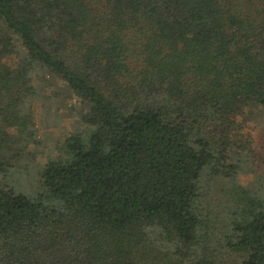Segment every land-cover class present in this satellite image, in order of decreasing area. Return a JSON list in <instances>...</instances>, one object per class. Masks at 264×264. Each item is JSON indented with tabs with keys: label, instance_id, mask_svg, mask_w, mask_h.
Returning <instances> with one entry per match:
<instances>
[{
	"label": "trees",
	"instance_id": "trees-1",
	"mask_svg": "<svg viewBox=\"0 0 264 264\" xmlns=\"http://www.w3.org/2000/svg\"><path fill=\"white\" fill-rule=\"evenodd\" d=\"M58 88L78 119L29 196ZM261 107L264 0H0V264H264Z\"/></svg>",
	"mask_w": 264,
	"mask_h": 264
},
{
	"label": "rangeland",
	"instance_id": "rangeland-1",
	"mask_svg": "<svg viewBox=\"0 0 264 264\" xmlns=\"http://www.w3.org/2000/svg\"><path fill=\"white\" fill-rule=\"evenodd\" d=\"M60 94L57 101L48 106L47 111L39 108L36 112L37 122H41L40 115L44 112V123L39 125V137L42 139L41 145H32L31 150L35 153V158L31 163L20 171L10 176L9 183L17 191L29 196H35L42 191V171L46 162V157L50 150H55V143L63 142L65 135L69 134L78 119L80 107L76 97H70L66 92L58 88ZM51 94L48 90L45 95ZM251 120L248 131L252 133V143H247L242 158V169L240 170L239 182L245 186L256 189L264 196V108H256L251 112ZM43 122V121H42ZM45 122L49 125L45 126ZM247 127V126H246Z\"/></svg>",
	"mask_w": 264,
	"mask_h": 264
}]
</instances>
